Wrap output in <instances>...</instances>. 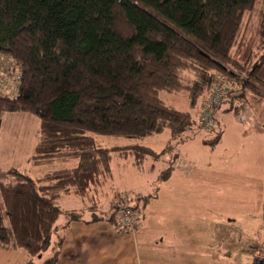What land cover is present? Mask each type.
<instances>
[{"label":"trees","instance_id":"1","mask_svg":"<svg viewBox=\"0 0 264 264\" xmlns=\"http://www.w3.org/2000/svg\"><path fill=\"white\" fill-rule=\"evenodd\" d=\"M0 52L16 73L14 92H0V127L7 112H30L38 118L31 161L72 162L39 176L0 170V242L25 249V264L50 246L39 264H57L63 229L83 213L62 209L64 195L88 197L90 220L114 225L121 207L136 208L115 191L110 211L97 212L113 155L141 167L170 148L106 138L181 134L219 81L226 91L209 129L216 109L264 106V0H0ZM160 91L185 93L189 109Z\"/></svg>","mask_w":264,"mask_h":264},{"label":"rangeland","instance_id":"2","mask_svg":"<svg viewBox=\"0 0 264 264\" xmlns=\"http://www.w3.org/2000/svg\"><path fill=\"white\" fill-rule=\"evenodd\" d=\"M257 19L258 11L251 20V27L258 24ZM159 95L177 109H189L183 92L160 91ZM222 108L214 111L215 120L211 129L198 124V110L194 109L191 112L195 122L177 136L164 130L141 139L106 138L107 145L143 143L160 150L168 144L170 148L157 159L147 158L140 168L135 166L132 156L123 158L113 155L112 175L98 194L100 199L95 202L101 205L96 208L97 212L100 210L107 214L110 211L111 193L118 191L128 194V203L136 207L135 212L141 219L144 198L139 197L155 194L159 183H163L159 175L171 165L177 171L176 175H181L173 180L179 188L175 190L179 196L167 197L162 192L159 200L152 204V212L158 211V205L161 204L176 202V206L184 205L188 197L183 193L191 191L195 194L189 198L191 203L205 205L199 206L196 214L190 207L191 215L195 214L200 221L210 223L216 217L224 220L229 217L240 226L242 223L246 225L247 221L264 222V106L234 107L231 110ZM1 124L0 167L13 166L32 176H39L60 166H72V162L58 160L53 161V164L45 162L38 165L31 161L38 125L36 115L23 111L7 112ZM218 131H221L219 140L211 144ZM186 187L190 189L185 190ZM182 189L185 191L182 192ZM82 199L64 195L59 204L62 209L79 208L87 216L90 213L88 205L92 202ZM64 221V213H60L55 225L60 226ZM207 228L209 232L208 225ZM198 230L201 231V228ZM51 251L50 246L41 254Z\"/></svg>","mask_w":264,"mask_h":264},{"label":"crops","instance_id":"3","mask_svg":"<svg viewBox=\"0 0 264 264\" xmlns=\"http://www.w3.org/2000/svg\"><path fill=\"white\" fill-rule=\"evenodd\" d=\"M2 128L3 125L0 131ZM35 141L36 137L34 144ZM4 168L0 167V170ZM172 172L163 183H159L153 196L148 194L133 233L118 231L114 223L106 219L90 220V213L87 216L82 213V219L71 221L62 231L57 264H261L264 255L263 221H258L259 225L247 221L242 226L229 217L225 220L216 217L210 223L200 221L195 214L199 206L205 205L192 204L189 198L195 194L191 191L183 193L188 197L184 205L176 206V202L161 204L158 211H151L152 204L159 200L162 192L167 197L179 196L175 192L179 188L173 180L181 175ZM189 189L186 187L185 190ZM100 192L95 193L97 202ZM67 196L71 198L73 195ZM85 199L89 200L88 197ZM97 207L101 205L97 203ZM190 207L195 210L193 219ZM49 255L34 257V264ZM29 259L25 249L0 242V264H25Z\"/></svg>","mask_w":264,"mask_h":264},{"label":"built area","instance_id":"4","mask_svg":"<svg viewBox=\"0 0 264 264\" xmlns=\"http://www.w3.org/2000/svg\"><path fill=\"white\" fill-rule=\"evenodd\" d=\"M11 59L0 52V92L13 93L15 87L12 85L16 73L10 74ZM226 88L223 81H219L212 89L211 93L202 101L198 112L197 122L199 125L209 128L212 125V107L218 103L225 94ZM264 218V213H263ZM139 217L131 207H121L117 212V222L115 228L121 232L133 233L136 229ZM264 264V255L262 256Z\"/></svg>","mask_w":264,"mask_h":264}]
</instances>
